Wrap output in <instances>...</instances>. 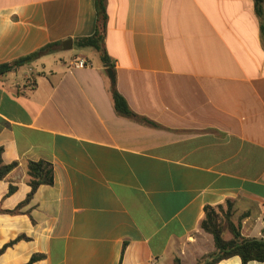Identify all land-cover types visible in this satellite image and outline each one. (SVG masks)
Listing matches in <instances>:
<instances>
[{"label": "crops", "instance_id": "0c3cea01", "mask_svg": "<svg viewBox=\"0 0 264 264\" xmlns=\"http://www.w3.org/2000/svg\"><path fill=\"white\" fill-rule=\"evenodd\" d=\"M95 2L0 0V66L58 44L0 73L2 159L18 163L0 182V209L25 200L27 162L54 170V184L19 214H0V249L26 237L0 264L35 254L44 257L34 264H196L215 249L200 228L205 207L227 201L243 236L264 237V31L254 1H104V49L137 120L114 110L100 54L75 44L95 32ZM73 59L90 66L69 69Z\"/></svg>", "mask_w": 264, "mask_h": 264}, {"label": "trees", "instance_id": "16d2710c", "mask_svg": "<svg viewBox=\"0 0 264 264\" xmlns=\"http://www.w3.org/2000/svg\"><path fill=\"white\" fill-rule=\"evenodd\" d=\"M105 0H96V12L97 21L96 29L93 35L76 40V46L78 48H93L101 57L104 64L111 63L107 53L104 49V39L107 28V14L105 9ZM255 5V11L261 22V29L264 31V12L263 5L264 0H253ZM58 44H50L37 50L36 52L16 60L14 62L3 64L0 66V73L16 70L23 64L36 59L40 55L50 52ZM114 74V72H113ZM113 107L116 113L122 117H126L132 120H137L139 117L134 114L126 100L118 92L115 82L112 83L110 88ZM3 148L0 147V182L5 180L7 176L18 166L17 162L11 164H5L2 159ZM27 185L30 187V191L27 194L24 201L19 203L13 210H2L0 214L17 215L21 210L26 207L33 198L37 189L42 185L54 184V170L53 165L47 161H29L25 164ZM16 191V187L10 186L7 196L12 195ZM205 216L200 224V228L205 233L212 236L214 242V251L204 254L196 264H218L223 260L239 257L242 264H248L249 262L256 261L264 263V237L253 238L243 236L241 233V222H235L233 220V203L227 201L224 205L218 206H206ZM21 239H26L24 236H20L9 244L0 249V255L9 247L15 244ZM44 256L41 254L33 255L29 262L25 264H34ZM179 264L178 262H176Z\"/></svg>", "mask_w": 264, "mask_h": 264}, {"label": "built area", "instance_id": "2783aa9c", "mask_svg": "<svg viewBox=\"0 0 264 264\" xmlns=\"http://www.w3.org/2000/svg\"><path fill=\"white\" fill-rule=\"evenodd\" d=\"M90 63L83 59H73L70 63L68 68L69 69H80L89 67Z\"/></svg>", "mask_w": 264, "mask_h": 264}, {"label": "water", "instance_id": "95a60500", "mask_svg": "<svg viewBox=\"0 0 264 264\" xmlns=\"http://www.w3.org/2000/svg\"><path fill=\"white\" fill-rule=\"evenodd\" d=\"M65 44H69V49L72 48V41L71 40L65 42ZM65 49H67V48H65ZM107 74H108V78L110 79L111 83H113L114 82V74H113V71L111 69L110 64L107 65Z\"/></svg>", "mask_w": 264, "mask_h": 264}, {"label": "rangeland", "instance_id": "374dc122", "mask_svg": "<svg viewBox=\"0 0 264 264\" xmlns=\"http://www.w3.org/2000/svg\"><path fill=\"white\" fill-rule=\"evenodd\" d=\"M90 50L94 51V49H90ZM59 53H60V54H65V53H62L61 50H60V51H58L57 53H55L54 56H57ZM51 56H53V54H51ZM53 58H54V57H53Z\"/></svg>", "mask_w": 264, "mask_h": 264}]
</instances>
